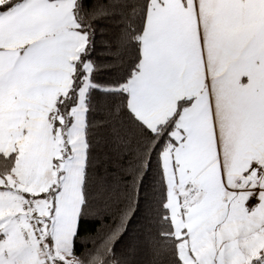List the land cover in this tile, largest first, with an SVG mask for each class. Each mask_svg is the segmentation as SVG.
<instances>
[{
    "label": "snow or ice",
    "instance_id": "1",
    "mask_svg": "<svg viewBox=\"0 0 264 264\" xmlns=\"http://www.w3.org/2000/svg\"><path fill=\"white\" fill-rule=\"evenodd\" d=\"M0 264H264V0H0Z\"/></svg>",
    "mask_w": 264,
    "mask_h": 264
}]
</instances>
